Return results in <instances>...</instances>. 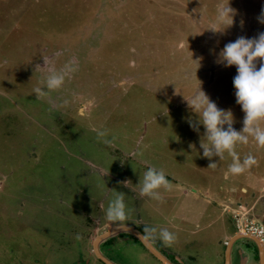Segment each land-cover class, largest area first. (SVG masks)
<instances>
[{
  "label": "rangeland",
  "instance_id": "374dc122",
  "mask_svg": "<svg viewBox=\"0 0 264 264\" xmlns=\"http://www.w3.org/2000/svg\"><path fill=\"white\" fill-rule=\"evenodd\" d=\"M226 3L0 0V264H103L92 239L122 223L150 236L169 259L193 264L180 261L187 250H170L183 237L193 242L189 232L180 235L170 226L169 220L176 221L171 210L179 214L185 205L189 215L201 217L197 207L212 205L202 197L195 199L199 204L189 203L192 189L209 181L239 184L247 174L245 168L223 179L233 162L227 152L208 167L200 148V140L207 142L204 128L193 131L187 122L199 118L186 100L191 102L200 83L219 108L231 109L233 127H243L232 84L236 68L215 61L225 44L264 32L258 22L264 0H229L236 10L233 24L213 32L217 7ZM66 64L74 71L61 87L46 89L48 71ZM37 87L45 94H35ZM250 141L255 140L249 136ZM148 167L162 170L172 185L158 190L160 199L140 193ZM125 180L131 181L127 187L118 183ZM120 193L127 219L109 222L105 210ZM161 229L174 234L171 244L159 238ZM239 242L246 253L255 250L251 241ZM100 247L118 264H161L126 234ZM204 256L194 262H224L221 253L217 263L209 252Z\"/></svg>",
  "mask_w": 264,
  "mask_h": 264
},
{
  "label": "clouds",
  "instance_id": "9594fccd",
  "mask_svg": "<svg viewBox=\"0 0 264 264\" xmlns=\"http://www.w3.org/2000/svg\"><path fill=\"white\" fill-rule=\"evenodd\" d=\"M235 15L236 10L230 7L229 0H227L226 5L217 7L216 25L218 26L214 25L209 29L213 32H223L233 24ZM258 22L264 24V7L261 9ZM258 58L259 67H257ZM215 62L224 67L235 66L236 68V75L233 77L232 84L235 102L244 113L242 129L237 131L233 127L234 117L231 109L219 108L200 89V83L191 102L184 99L191 110L194 109L195 112L199 113V118L196 116L194 121L188 119L187 122L193 131L199 132V126L201 125L204 128L203 136L207 142L201 143L200 140V148L202 149V156L210 161L208 167L216 166V162L212 160L213 157L222 158L225 152L233 156V162L225 173V179H227L229 174L242 173L246 167L256 163L252 155L247 156L243 162L240 161L234 151L238 143L247 144L249 136H251L258 145L264 146V128L260 127V122L264 121V32H260L255 37L239 36L234 41L225 44L217 53ZM72 71H74V68L70 64H66L59 71L50 69L45 76L44 87L48 90L61 87L65 77ZM34 93L44 95L45 91L44 88L37 87L34 89ZM98 135L102 136L103 133L99 132ZM190 146L195 148L191 144ZM129 182L131 181L125 180L118 183H122L127 187ZM140 184L141 195L153 199H160L158 191L160 188L169 189L172 187L165 173L155 167L146 169ZM105 215L109 222H123L127 219L128 213L123 193L118 194L115 199L109 202ZM144 231L155 233L156 229L145 228ZM159 238L171 244L175 236L167 229H161Z\"/></svg>",
  "mask_w": 264,
  "mask_h": 264
},
{
  "label": "crops",
  "instance_id": "0c3cea01",
  "mask_svg": "<svg viewBox=\"0 0 264 264\" xmlns=\"http://www.w3.org/2000/svg\"><path fill=\"white\" fill-rule=\"evenodd\" d=\"M249 143L250 144L238 143L235 146L237 149L236 153L240 155L241 162H243L242 157H244V155H252L256 160V163L251 165V167H246L247 174L244 182L238 184L237 180L234 179L233 185L228 186L225 183H221L217 186L209 181L205 184L206 188L202 187L198 188V190L192 189L189 194H187L184 189L182 192L191 197V200L188 201L189 203L193 205L196 203L199 204L195 199L202 197L207 203L212 205L211 208L200 205L197 207L200 209L199 215H201V217L196 218L195 215L197 213L189 215L188 212H190V209L185 205L181 207V212L179 214L177 210H171L175 211V214L170 217L176 219V221L169 220L168 223H170V226L176 228L178 232L180 231V235L189 232V236L193 240V242L191 240L188 241L183 237L179 243L181 245L177 246L173 243L172 248H170L168 244H165V246L170 248L172 253H178L184 249L187 250V252L183 251L185 253L184 255L179 254L182 256V259H180L182 263H184L182 260L186 262L193 260V264H196L194 259H197V261L200 259L205 261V252L210 253L209 260L216 261L214 263L218 262L221 253L223 261L225 262L227 243L238 234L235 223L229 222L230 220H234V213L240 214L242 220L247 218L255 221L264 220V146H262L257 153L253 151L249 152L245 150L247 146L249 147V145H251L255 149L257 144L256 141H250ZM227 170L228 169H225L222 173L225 181L230 179V174L227 179H225ZM180 193L181 192H179L178 195ZM200 220H202L203 223H200ZM197 243L206 245L207 247L196 248ZM190 244H192L191 248L196 247L191 250V248L188 247ZM242 244L245 243L239 242L232 247L230 264H253L252 262L256 260L259 264V256L256 249L246 253L242 250ZM209 248H211L212 251H210ZM196 253H200L201 256L196 257ZM176 259L178 258L176 257Z\"/></svg>",
  "mask_w": 264,
  "mask_h": 264
},
{
  "label": "water",
  "instance_id": "95a60500",
  "mask_svg": "<svg viewBox=\"0 0 264 264\" xmlns=\"http://www.w3.org/2000/svg\"><path fill=\"white\" fill-rule=\"evenodd\" d=\"M127 233L136 238L140 244L151 254L153 255L161 264H180L178 260L169 259L163 252H161L155 244L151 241L149 237H147L144 233H142L138 228L131 224L122 223V224H113L106 231L96 235L92 239V251L94 255L101 260L104 264H118L108 256H106L100 248V245L107 241L108 239L119 235ZM238 234L231 239L229 243H227V248L225 252V262L224 264H230L231 250L235 243L240 240H248L254 243V248L256 249L259 256V264H264V250L262 245L259 243L258 239L254 235L244 234L241 232H237ZM252 245V246H253ZM244 251V249L242 248ZM245 252V251H244Z\"/></svg>",
  "mask_w": 264,
  "mask_h": 264
},
{
  "label": "built area",
  "instance_id": "2783aa9c",
  "mask_svg": "<svg viewBox=\"0 0 264 264\" xmlns=\"http://www.w3.org/2000/svg\"><path fill=\"white\" fill-rule=\"evenodd\" d=\"M233 219L236 230L244 234L254 235L264 250V220L255 221L249 218L242 220L238 213H234Z\"/></svg>",
  "mask_w": 264,
  "mask_h": 264
},
{
  "label": "trees",
  "instance_id": "16d2710c",
  "mask_svg": "<svg viewBox=\"0 0 264 264\" xmlns=\"http://www.w3.org/2000/svg\"><path fill=\"white\" fill-rule=\"evenodd\" d=\"M123 234H126V235H129L130 237L134 238L132 235L130 234H127V233H123ZM134 240H136L137 242H139L136 238H134ZM108 241H106L105 243H107ZM140 243V242H139ZM100 261V260H99ZM101 263H103L102 261H100ZM104 264V263H103Z\"/></svg>",
  "mask_w": 264,
  "mask_h": 264
},
{
  "label": "flooded vegetation",
  "instance_id": "af4514ba",
  "mask_svg": "<svg viewBox=\"0 0 264 264\" xmlns=\"http://www.w3.org/2000/svg\"><path fill=\"white\" fill-rule=\"evenodd\" d=\"M150 237V236H149ZM108 241V240H107ZM153 241V240H152ZM106 242V241H105ZM105 242H103L102 244H105ZM154 242V241H153ZM155 243V242H154ZM101 248V247H100ZM95 258H97L96 256H95ZM98 259V258H97ZM99 260V259H98ZM101 261V260H100Z\"/></svg>",
  "mask_w": 264,
  "mask_h": 264
}]
</instances>
